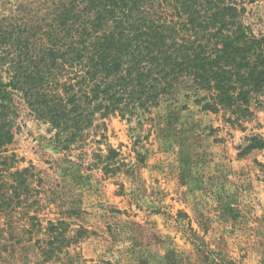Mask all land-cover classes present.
<instances>
[{
	"label": "rangeland",
	"instance_id": "obj_1",
	"mask_svg": "<svg viewBox=\"0 0 264 264\" xmlns=\"http://www.w3.org/2000/svg\"><path fill=\"white\" fill-rule=\"evenodd\" d=\"M16 1L0 0V13ZM243 5L264 38V0ZM184 84L140 115L98 120L66 151L22 108L7 151L11 172L32 173V201L0 204V264H264V149L245 150L264 138V94L233 123Z\"/></svg>",
	"mask_w": 264,
	"mask_h": 264
},
{
	"label": "trees",
	"instance_id": "obj_2",
	"mask_svg": "<svg viewBox=\"0 0 264 264\" xmlns=\"http://www.w3.org/2000/svg\"><path fill=\"white\" fill-rule=\"evenodd\" d=\"M243 1L17 0L0 13V204L32 201V173L11 172L7 151L22 108L63 151L98 120L147 112L186 82L206 93L203 110H226L233 123L252 116L264 38L244 24ZM248 141L246 151L264 149L262 136ZM49 225L59 256L67 224Z\"/></svg>",
	"mask_w": 264,
	"mask_h": 264
}]
</instances>
